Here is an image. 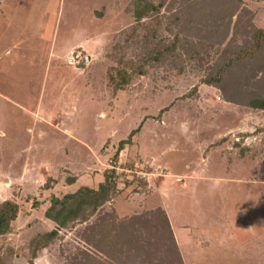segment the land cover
Returning <instances> with one entry per match:
<instances>
[{
  "label": "rangeland",
  "instance_id": "rangeland-1",
  "mask_svg": "<svg viewBox=\"0 0 264 264\" xmlns=\"http://www.w3.org/2000/svg\"><path fill=\"white\" fill-rule=\"evenodd\" d=\"M135 1L0 0V204L20 205L14 231L0 237L5 264H68L93 250L85 238L97 221L157 209L176 237L174 264H264V111L225 100L195 63L181 75L149 70L114 95L108 73L119 48L129 58L140 51L125 41ZM237 1L231 26L264 28V0ZM171 12L163 8L162 19ZM136 129L115 169L120 188L125 179L146 186L124 188L32 259L31 238L56 226L45 217L51 197L72 190L70 177L74 189L97 187Z\"/></svg>",
  "mask_w": 264,
  "mask_h": 264
},
{
  "label": "trees",
  "instance_id": "trees-1",
  "mask_svg": "<svg viewBox=\"0 0 264 264\" xmlns=\"http://www.w3.org/2000/svg\"><path fill=\"white\" fill-rule=\"evenodd\" d=\"M135 2L137 24L125 41L129 44L131 40L135 41L140 51L129 58L122 51L124 48H119L117 65L108 73L114 95L126 90L137 77L148 75L149 70L168 68L181 75L187 65L195 63L204 73L202 83L218 88L225 100L264 111V28L249 25L247 21L231 26L240 1L237 5L232 3L233 0ZM167 6L172 12L165 20L161 15ZM138 131L133 130L127 139L120 141L112 167L104 171L103 180L97 187L81 185L63 195L51 197L45 217L56 226L31 238L27 248L32 259L40 250L49 247L62 229L77 221H90L124 188L139 193L142 188L139 186H146V181L141 178L125 179L124 188H120V177L115 169L120 152L133 143V136ZM134 165V161H130L124 166L131 169ZM259 176L264 179V164ZM76 181V177H70L67 183L73 185ZM135 183L137 187H134ZM19 213L20 205L14 200L0 204V237L14 231ZM110 219L111 222L105 218L97 221L96 236L85 238L94 251L80 250L68 264H156L157 260L174 264L182 261L174 231L163 209L122 220ZM159 246H163L161 254L156 251ZM5 263L6 257L0 255V264Z\"/></svg>",
  "mask_w": 264,
  "mask_h": 264
},
{
  "label": "crops",
  "instance_id": "crops-1",
  "mask_svg": "<svg viewBox=\"0 0 264 264\" xmlns=\"http://www.w3.org/2000/svg\"><path fill=\"white\" fill-rule=\"evenodd\" d=\"M70 187H71L70 189H72V190L74 189V186L73 185H70Z\"/></svg>",
  "mask_w": 264,
  "mask_h": 264
},
{
  "label": "water",
  "instance_id": "water-1",
  "mask_svg": "<svg viewBox=\"0 0 264 264\" xmlns=\"http://www.w3.org/2000/svg\"><path fill=\"white\" fill-rule=\"evenodd\" d=\"M86 61H90V57H87V58H86Z\"/></svg>",
  "mask_w": 264,
  "mask_h": 264
}]
</instances>
